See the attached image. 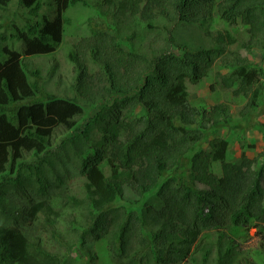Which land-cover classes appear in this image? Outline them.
I'll return each mask as SVG.
<instances>
[{"label":"trees","instance_id":"trees-1","mask_svg":"<svg viewBox=\"0 0 264 264\" xmlns=\"http://www.w3.org/2000/svg\"><path fill=\"white\" fill-rule=\"evenodd\" d=\"M12 1L0 0V10ZM17 1L35 17L43 0ZM50 1L51 18L42 16L41 21H26L21 27L12 24L9 38L23 45L21 51L9 47L7 37L0 34V209L6 190L22 183L24 172H32L39 190L45 191L40 170L52 164L50 158L56 154L49 152L50 140L63 127L70 136L61 141L57 155L66 143L74 142L73 153L86 181L84 197H71L83 208L82 222L71 230L80 231L82 241L106 243L112 264H182L192 259L201 232L221 226H229L236 235L243 228L255 229L260 249L256 255L264 264V153L250 158L242 152L228 161L225 137H214L211 149L203 150L211 133L231 126V112L226 105H192L187 87L198 86L222 58L226 45L238 41L231 33L239 25L247 36L242 46L264 51V0H121V12L167 22L169 26H161L164 35L149 40L147 55L132 45L133 35L121 41L97 28L72 46L68 58L76 73L74 95L60 98L44 93L39 72L29 71L22 58L55 52L65 33L64 13L85 2ZM215 17L228 29L216 35L204 30L209 46L191 51L175 43L171 30L176 23L203 27ZM144 41L141 38V47ZM172 48L184 56H174ZM164 59L180 68L169 80L157 69ZM224 66L229 70L223 78L225 87H236L233 94L248 100L237 122L246 124L249 112L264 102V67H253L239 56ZM90 67H97V74ZM138 107L141 114L133 116ZM93 135L96 139L80 152L76 139ZM25 153L39 160L27 163ZM216 165L219 174L214 172ZM39 212L46 214L42 229L55 226L58 217L51 220L47 200L31 204L28 215ZM149 225L157 229L146 233ZM209 247L201 248L200 264L206 263ZM232 252L233 247L227 246L217 261ZM0 264H62V260L42 246L40 238L30 239L16 227L0 225Z\"/></svg>","mask_w":264,"mask_h":264},{"label":"rangeland","instance_id":"rangeland-1","mask_svg":"<svg viewBox=\"0 0 264 264\" xmlns=\"http://www.w3.org/2000/svg\"><path fill=\"white\" fill-rule=\"evenodd\" d=\"M83 1L85 4L78 3L64 13L67 20L64 28L65 33L55 52L22 58L29 71L37 70L39 72V86L46 94L55 95L59 98L73 97L74 91L72 93L71 85L76 73L68 54L74 44L78 43L80 39L90 36L97 28L105 29L109 35L123 39L121 41H125L130 35H133L132 45L141 52L150 55L147 49L149 40L158 34L163 36L164 32L161 30V26H169L167 22L157 17L144 20L139 14L131 15L129 11L121 12L119 8L121 0ZM42 16L50 18L54 16L52 1L43 0L42 7L35 18L28 13V10L21 7L17 0H13L5 10H0V34L7 37L5 43L9 47L21 51L23 45L16 39L9 38L12 33V24L21 27L26 21H41ZM147 26H151L153 30H150ZM227 29L226 23L215 17L212 22L205 23L203 27L178 22L171 30V34L175 43L195 51L210 45L209 38L204 34V30H210L216 35V31L225 33ZM231 34L237 36L238 41L226 45L224 55L218 59L209 75L198 86L187 85L190 96L189 101L192 105L210 108L217 104L229 107L230 120H232L231 126L222 127L211 133L208 139L202 143V149L209 151L214 137H225L229 142L228 161L236 160L242 152L250 158L256 157L259 153H264V102L259 101L261 105L259 110L249 112L246 124L237 123L241 118V110H244L245 106L248 105V100L241 95H237V97L236 94H233L236 87H225L223 83V78H227L229 74V70L224 65L234 63V58L239 56L246 58L253 67H264V51L260 47L246 49L242 46L241 40L247 39V36L244 28L240 25L235 27ZM141 38H145L142 47L139 45ZM124 43L128 44V42ZM171 52L174 56H184V52L178 51L176 48H172ZM157 69L159 76L166 80L173 78L180 72V68L169 59L160 61ZM93 71L94 74H97V67H95V70L92 69ZM262 82L264 84V77ZM139 114L141 112L138 107L133 116ZM208 118V124H210L211 113H209ZM82 120V116L78 117L77 123L80 124ZM92 133L89 135H92ZM67 136H70V131L58 127L50 140L49 152H54L56 155L50 158L51 165L44 164L40 170L42 185L46 187L44 192L39 190V182L35 181L32 172L22 173L20 177L22 183L17 181L6 190L2 198L4 209H0V212H2L0 214V225L5 228L16 227L30 239L40 238L42 246L60 256L62 264H112L106 243H94L90 239L82 241L79 238L80 231L73 233L71 230L70 226L82 222L83 214L82 206L72 202L71 197L78 199L84 197L86 181L84 175L79 171L78 160L73 153L74 142L66 143L63 147L64 150H59L57 155V148L60 147L61 141ZM94 139H96V135L82 141L76 139L80 152H85ZM45 158H48V156L46 155ZM23 160L27 163H34L39 160V157L34 156L32 153H25ZM214 168L215 174H219V166L216 165ZM105 175H109L108 168L105 170ZM44 199L52 207L51 220H56L58 217L57 222H54L55 226L47 227V229H42V225H40L44 222L45 213L39 212L35 215H28L31 204L41 202ZM53 212L57 213L56 216ZM228 227H214L201 232L192 247L194 249L191 255L192 259H186L182 264H200L201 248L209 246H211L209 247L210 254L205 264H239L241 259L242 264L244 261L247 264H260L258 260L261 255H256L260 252V249L258 238L255 237V229L243 228L236 235ZM156 229L149 225L145 228V231L150 233ZM219 235H222V238L220 240V250L217 251L215 245ZM227 246L233 247L232 254L223 256L220 261H217L218 253L223 254ZM95 255L97 257L94 258ZM253 260L255 262H252Z\"/></svg>","mask_w":264,"mask_h":264},{"label":"clouds","instance_id":"clouds-1","mask_svg":"<svg viewBox=\"0 0 264 264\" xmlns=\"http://www.w3.org/2000/svg\"><path fill=\"white\" fill-rule=\"evenodd\" d=\"M208 212H209V209L208 208H205L204 209V214H208Z\"/></svg>","mask_w":264,"mask_h":264}]
</instances>
